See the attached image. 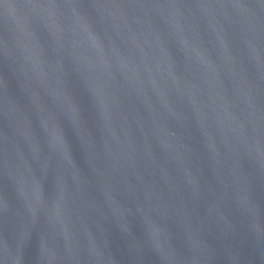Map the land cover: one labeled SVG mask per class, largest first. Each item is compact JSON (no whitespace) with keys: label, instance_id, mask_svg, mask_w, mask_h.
<instances>
[{"label":"water","instance_id":"95a60500","mask_svg":"<svg viewBox=\"0 0 264 264\" xmlns=\"http://www.w3.org/2000/svg\"><path fill=\"white\" fill-rule=\"evenodd\" d=\"M0 264H264V0H0Z\"/></svg>","mask_w":264,"mask_h":264}]
</instances>
